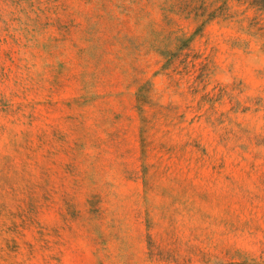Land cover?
<instances>
[{
  "label": "rangeland",
  "instance_id": "obj_1",
  "mask_svg": "<svg viewBox=\"0 0 264 264\" xmlns=\"http://www.w3.org/2000/svg\"><path fill=\"white\" fill-rule=\"evenodd\" d=\"M0 264H264V0H0Z\"/></svg>",
  "mask_w": 264,
  "mask_h": 264
}]
</instances>
